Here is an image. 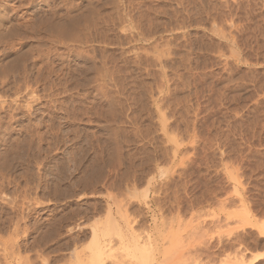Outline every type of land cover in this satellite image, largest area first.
Returning a JSON list of instances; mask_svg holds the SVG:
<instances>
[{
	"label": "rangeland",
	"instance_id": "374dc122",
	"mask_svg": "<svg viewBox=\"0 0 264 264\" xmlns=\"http://www.w3.org/2000/svg\"><path fill=\"white\" fill-rule=\"evenodd\" d=\"M0 14V264H264V0Z\"/></svg>",
	"mask_w": 264,
	"mask_h": 264
},
{
	"label": "bare ground",
	"instance_id": "6f19581e",
	"mask_svg": "<svg viewBox=\"0 0 264 264\" xmlns=\"http://www.w3.org/2000/svg\"><path fill=\"white\" fill-rule=\"evenodd\" d=\"M54 12H55V11H54ZM74 14H75V13H74ZM74 14H73V15H74ZM80 14H81V13H80ZM0 15H1V14H0ZM59 15H60V14H59ZM60 16H62V15H60ZM1 17H2V16H1ZM77 17H79V15H78ZM63 18H74V17H70V15H68V16L63 17ZM1 19H2V18H1ZM1 19H0V20H1ZM1 22H2V21H1ZM98 245H99V244H98ZM101 245H103V244H101ZM101 245H100V247H103V246H101ZM104 246H107V245L105 244ZM97 247H98V246H97ZM105 248H106V247H105ZM105 248H102V249H105ZM108 250H109V248H108ZM108 250H107V249L105 250V251H107V252H105L104 250H103V251L101 250L100 253H99L100 257H102V254H104V253L107 254V253H108ZM105 254H104V255H105ZM93 256H94V254H93ZM146 260H147V259H146ZM146 260H144V262H143L142 264H155V263L153 262L152 259H151L152 261H151V260H149V261L147 260V261H146Z\"/></svg>",
	"mask_w": 264,
	"mask_h": 264
}]
</instances>
